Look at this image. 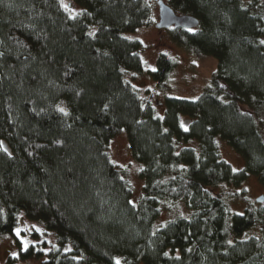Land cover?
I'll return each instance as SVG.
<instances>
[{
  "label": "trees",
  "instance_id": "trees-1",
  "mask_svg": "<svg viewBox=\"0 0 264 264\" xmlns=\"http://www.w3.org/2000/svg\"><path fill=\"white\" fill-rule=\"evenodd\" d=\"M69 2L75 19L61 0H0V235L19 214L43 223L58 242L44 264H264V204L218 188L248 175L264 186V0H168L199 22L170 30L172 42L216 68L196 99L166 97L160 115L125 77L144 72L141 42L123 34L149 24V1ZM174 67L159 54L148 74L164 88ZM122 131L142 166L136 204L108 152ZM161 200H184L190 217L157 226Z\"/></svg>",
  "mask_w": 264,
  "mask_h": 264
},
{
  "label": "rangeland",
  "instance_id": "rangeland-1",
  "mask_svg": "<svg viewBox=\"0 0 264 264\" xmlns=\"http://www.w3.org/2000/svg\"><path fill=\"white\" fill-rule=\"evenodd\" d=\"M148 1L152 9L149 24L141 26L133 32L123 34L127 39H136L141 42L140 57L144 64V72L141 75H137L131 71H126L125 77L140 90L143 100L149 101L154 105L156 108L154 109L155 111L157 110L156 114L158 115L163 112V106L160 103L161 101L164 102L166 97L196 99L209 84L211 75L216 68V59L212 56L198 57L176 46L170 38V30L156 28L155 26V23L158 21V0ZM163 1L168 4V0ZM63 2L68 3V0H63ZM69 7L76 12L79 10V7L72 2H69ZM159 54L168 55L175 64V67L169 74L167 86L164 88L159 87L148 74V70L155 68L156 57ZM186 123L187 121L184 124L185 127H187ZM263 132L264 127L262 129ZM217 146L221 158L228 162L233 170H241L244 168L242 156L224 140L218 138ZM108 152L112 162L121 170L123 178L130 183L132 188L131 201L136 204L141 195L143 185V179L138 174L142 166L131 158L125 131H122L109 141ZM218 188L219 190H235L238 192L244 190L245 196L251 202H255L258 195H264V186L255 175H248L244 182L237 187L221 185ZM225 200L232 212H243L245 204L240 199L226 196ZM160 208V216L156 221L157 226L176 217L188 218L192 212L186 206L184 200H161ZM16 228L21 229L19 237L15 231L12 234L0 235V264H44L43 262L47 259L49 252L56 250L58 247L55 233L46 229L43 223L37 220H31L23 214H19ZM37 229L40 231H37ZM256 233V230H252L245 236ZM21 238L29 242L26 251L32 250L35 253L40 250L41 255L24 256L26 251L23 250ZM63 250H69V246L64 247ZM13 253H16L17 256L14 257ZM119 259L121 260V258Z\"/></svg>",
  "mask_w": 264,
  "mask_h": 264
},
{
  "label": "water",
  "instance_id": "water-1",
  "mask_svg": "<svg viewBox=\"0 0 264 264\" xmlns=\"http://www.w3.org/2000/svg\"><path fill=\"white\" fill-rule=\"evenodd\" d=\"M158 21L155 23L156 28L174 30L177 28L192 29L198 26V19L190 14H178L163 0L157 1ZM264 141V132L262 133ZM257 203H264V195L256 197Z\"/></svg>",
  "mask_w": 264,
  "mask_h": 264
},
{
  "label": "snow or ice",
  "instance_id": "snow-or-ice-1",
  "mask_svg": "<svg viewBox=\"0 0 264 264\" xmlns=\"http://www.w3.org/2000/svg\"><path fill=\"white\" fill-rule=\"evenodd\" d=\"M61 7H62L65 11L69 12V14H70V15H69V18H70V19H75L77 15L82 14V13H78V12H76L74 9L70 8L69 5H68L67 3H64V2H63V0H61ZM189 31H192V29H189ZM89 35H90V36H94V35H95V32L92 31V32L89 33ZM260 44H264V40H261V41H260ZM153 71H155V69H153ZM221 87H224V86L221 85ZM58 110H59L60 112L64 113L65 115L68 114V113L66 112V110H65L63 107H60ZM181 127H184V130H185V131L188 130V129L184 126L183 122H181ZM165 131H167V130H165ZM0 149H2V150L5 151V152L8 151L7 148L4 146V144H3L2 141H0ZM9 155H10V153H9ZM234 171H236V170L234 169ZM241 215H242V213H241ZM34 227H35V226H34ZM14 231H15L16 235L19 237V236H20V233H21V229L16 228V229H14ZM37 231H40V230L37 229ZM21 242H22V244H23V250L26 251V250L28 249L29 242H28L27 240L23 239V238H21ZM228 243L231 244V241H229ZM167 255H168V253H165V256H167ZM13 256L15 257V256H17V254H16V253H13ZM177 258H178V257H177ZM114 259H115V264H121L119 258H114Z\"/></svg>",
  "mask_w": 264,
  "mask_h": 264
}]
</instances>
